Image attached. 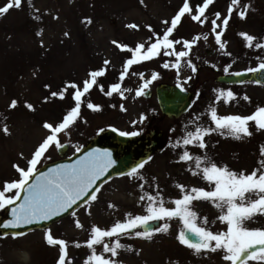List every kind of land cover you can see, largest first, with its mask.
Here are the masks:
<instances>
[{
	"label": "rangeland",
	"instance_id": "rangeland-1",
	"mask_svg": "<svg viewBox=\"0 0 264 264\" xmlns=\"http://www.w3.org/2000/svg\"><path fill=\"white\" fill-rule=\"evenodd\" d=\"M8 2L0 0V7ZM184 2L22 0L20 8L14 7L7 14L0 15V189L5 182L19 179L14 165L27 169V162L50 134L43 127L44 123L56 126L74 107L73 89H68L63 100L53 97L51 93H59L70 83L82 89L83 81L89 79L92 71L105 70L106 74L97 78V85L82 98L80 117L75 124L59 135L60 142H68L67 153L94 136H98L100 141L106 140L104 129L107 127L120 132L139 133L130 136L137 147L134 159L139 152L148 151L143 160H148V163L135 177L126 174L135 167L131 166L100 182L95 201H83L69 213L42 227H32L22 232L0 231V264H57L59 246H50L46 242L49 230L54 238L68 242L67 256L72 264H85L91 254V250L85 246L91 228L96 226L107 230L115 222L124 221L126 214L145 215L147 201L140 200L144 193L159 194L166 202V207H174L167 202L182 198L177 185H183L185 189L196 187L213 190L214 185L205 181L202 174H192L198 171L194 160L180 161V155L185 150L193 157L227 167L237 174H250L260 167L258 161L264 159L260 155V147L264 145V130H258L254 123L249 125L252 135L242 136L241 139L212 132L204 138V149L195 145H173L197 127H214L210 119V107H215L220 116H248L259 107H264V83L248 80L223 83L215 80L218 73L249 70L264 63V49L246 47V42L238 35L246 33L256 37L253 44L264 42V0H240L237 11L247 5L246 17L241 19L236 11L232 13L221 38L225 43L223 50L215 42L211 20L215 19V13H220L221 20L217 21L220 24L228 15L231 0H214L205 12L203 24L194 22L186 13L170 37L173 41L194 42L189 56L179 62V68L171 67L176 63L175 57L164 56L162 50L157 58L131 66L124 81L119 80L124 63L131 58V53L121 51L117 44L133 49L144 44L146 49L155 42L157 36L162 37ZM188 2L192 8L191 14L195 15L196 7L202 6L203 0ZM163 21L169 23L164 24ZM129 25L137 27L131 28ZM205 35L208 37L206 40L203 39ZM196 36L201 39L194 41ZM206 48H209L208 52ZM175 51L188 50L182 44H176ZM105 61L109 63L105 65ZM188 61L196 68L195 72L189 67ZM166 62L169 68L162 66ZM140 74H143V79ZM153 74L157 75L154 81ZM148 81H151L147 87L151 92L137 96L136 91ZM160 81L178 83L193 91V99L181 115L167 117L161 113L154 93V86ZM115 83H121V89L128 90L124 91L125 98L117 93L111 97L105 95ZM46 85L49 87L46 88ZM100 85L104 92L100 91ZM221 91H231L236 98L227 104L222 99L218 101ZM245 96L248 100L243 99ZM13 100L17 102L15 108L10 107ZM89 102L98 105L101 110L88 109L86 105ZM28 104L34 110L26 107ZM4 127H7V133L3 131ZM150 130L154 132L149 134ZM58 156L53 146L38 165ZM4 209H0V216ZM192 210L200 218L197 221L199 225L213 233L227 231L226 223L219 220V216L225 214L226 206L221 209L211 201L201 200L193 202ZM71 212L76 215H71ZM203 218L207 219L206 225L202 224ZM77 220L83 228L76 227ZM164 223L169 225L167 232L154 231L150 239L138 237L134 233L119 237L123 247L114 258L110 253H103L102 245L95 246V250L97 254L114 260L115 264H230L223 259L225 253L222 250L195 253L181 245L177 236L183 224L179 219L159 221L152 229ZM244 227L264 229V215L246 221ZM18 233L22 234L16 235ZM115 239L106 238L105 242L111 245ZM75 244L81 246L75 247ZM22 250L28 252L27 260L21 259ZM248 264L264 262L248 261Z\"/></svg>",
	"mask_w": 264,
	"mask_h": 264
},
{
	"label": "snow or ice",
	"instance_id": "snow-or-ice-1",
	"mask_svg": "<svg viewBox=\"0 0 264 264\" xmlns=\"http://www.w3.org/2000/svg\"><path fill=\"white\" fill-rule=\"evenodd\" d=\"M214 0H203L202 6L196 7L197 14L192 15V8H190L188 0H185L178 13L172 18L170 26L164 31L162 37L157 36L155 42L150 43L145 49L144 44H139L133 48L121 46L117 47L121 51L131 53V58L124 63L123 71L119 76L121 82L124 81L131 66L140 64L144 61L152 60L160 56L163 50L164 56H174L176 63L171 67L179 68V62L182 58L188 57L194 42L185 40L170 39L174 30L177 28L182 17L189 14L194 22L203 24L206 20L205 12ZM22 0H9V2L0 7V15L7 14L10 9L20 8ZM240 0H231L228 7V15L221 20L220 13H215V19L211 20L212 33L215 37V42L221 50L225 49V43L222 42L224 30H226L232 13L237 12V15L244 19L247 14V5L243 6V10L237 11ZM205 18V19H202ZM162 23L168 24V21ZM128 27L136 28V25H129ZM220 29V31H217ZM151 31V27L149 26ZM155 35V34H154ZM242 36L246 42V47H255L257 49H264V42H257L253 44L256 37L246 33L238 34ZM207 35L203 39H207ZM200 36H196L194 41L200 40ZM114 44L116 42H113ZM182 44L188 51H175V45ZM109 62L105 61V65ZM189 67L195 72L196 68L188 61ZM164 68H169V63L162 65ZM264 70V63H260L256 69L250 71ZM227 71V69H225ZM105 70H96L89 73V79L83 81L82 89L75 83L66 84L59 93L53 92V97H58L63 100L68 89H73L72 99L74 107L67 112L62 121L56 126L50 123H44L43 127L49 131V135L42 141L32 155V158L27 162V169L20 168L14 165L16 172L19 174V179L12 182H5L3 188L0 189V209L8 206L11 208L12 219L6 224L0 225L4 228H19L24 225L33 223H40L52 220L54 217L69 213V210L79 204L80 201H95L97 199V192L99 186L97 181L102 180L108 170L113 166L112 153L108 151L96 150L89 152L82 159L78 160L72 165H65L59 168H53L47 173L37 175V165L44 157V154L53 146L61 148L64 145L59 140L61 133H66L70 127L75 124L80 117L82 98L90 92V90L97 85V78L105 76ZM141 79H143V74ZM241 75V73H235ZM157 75H152V80H156ZM151 81L145 82L143 86L136 91L137 96L144 94V89L148 87ZM46 88L49 86H45ZM100 91L104 92L102 85L99 86ZM124 91L121 89V83H115L110 86V89L105 95L111 97L117 93L124 97ZM236 97L231 91H221L218 93V101L223 100L224 103H229ZM243 99L248 100L245 96ZM17 102L13 100L10 104L11 108H15ZM87 108L92 111H100L98 105L87 103ZM30 110H34L32 105H26ZM125 110V109H121ZM210 119L213 128L197 127L195 131H188L182 138V141H177L173 147H186L195 145L200 149H204L206 144L204 138L212 132H219L221 135L227 134L235 139H241L242 136H251L249 130L250 123H254L258 130H264V107H259L253 114L248 116L240 115H224L217 114L215 107L209 109ZM143 120V117L141 118ZM7 133V127L3 128ZM116 131V129H113ZM122 137L137 136L138 132H119ZM260 155L264 157V145L260 147ZM150 159V158H149ZM181 162L195 161V168L193 175H201L202 178L210 185H214L213 190L207 191L202 188L192 187L185 189L183 185H177L182 193V198L168 201L174 207H166L164 199L159 195H152L144 193L140 196L141 201H147L145 208V215L132 216L126 214L124 221L115 222L109 229L102 230L99 227L93 226L90 230V238L86 242V247L91 250L85 264H115L114 260L105 258L102 254H97L95 246L102 245L103 253H110L111 257H116L118 250L123 247L119 241V237L134 233L138 237L150 239L154 231L167 232L169 225L164 223L161 227L152 229L150 225L153 222L166 221L172 219H179L183 224V229L179 232L177 239L181 245L194 250L195 253L201 251L216 252L222 250L225 255L223 259L229 261L230 264H248V261L264 262V229H248L244 227L246 221L252 220L257 215H264V159L258 161L260 167L254 169L250 174L235 173L230 171L227 167H219L215 163L207 162L201 157H193L188 151H183L180 155ZM148 160H145L133 167L130 172L126 173L129 177H135L140 169H143ZM202 165H205L202 167ZM35 177L34 183H29ZM142 180L143 177H140ZM143 189V184L140 185ZM14 193V195H8ZM21 193H24L21 203ZM87 198V199H85ZM211 201L217 207L223 209L226 206V212L219 216L221 222L226 223L227 231L213 233L207 227L201 226L197 223L200 219L197 213L192 210L194 201ZM109 207H114L109 205ZM75 216V212H71ZM202 224H207V219L203 218ZM77 228H83V225L76 221ZM136 229H143V231H135ZM18 233L16 235H20ZM117 238L110 245L105 242V239ZM46 242L50 246H59L60 255L57 264H72V261L67 256L68 242L62 239L54 238L50 230L46 234ZM214 242V243H213ZM75 247H80V244H75Z\"/></svg>",
	"mask_w": 264,
	"mask_h": 264
},
{
	"label": "water",
	"instance_id": "water-1",
	"mask_svg": "<svg viewBox=\"0 0 264 264\" xmlns=\"http://www.w3.org/2000/svg\"><path fill=\"white\" fill-rule=\"evenodd\" d=\"M208 49L209 48L205 49L206 52H208ZM258 67L259 66L253 67L251 69H256ZM235 73H241V75H235ZM215 80L223 83H239L246 80L264 83V70L254 72V71H250V69L249 70L239 69L231 72H221L215 76ZM150 92L151 89L146 88L144 89L143 95H148ZM154 93L161 113L165 114L167 117H177L181 115L183 112L187 110L193 99L192 90H189L178 83H173L169 81L157 82L156 85L154 86ZM113 129L114 128L112 127H107L104 129V134L106 136L105 141H100L98 136H94L91 139H89L83 146H81L80 148H78L77 150H75L70 154L67 153L68 143L66 141L61 142L64 146L59 149L56 148V151L59 156L55 159H51L40 164L37 167V175L47 173L53 168H59L65 165H72L76 163L78 160L82 159L84 156H86L89 152H93L96 150L111 152L112 159L114 161L113 166L108 170L106 176L102 180L97 181V185L107 177L116 173L124 172L129 167L136 166L139 163H141L147 157L148 151L139 152V155L134 160H132L134 150L131 147L133 144L131 137L130 136L122 137L119 135V131L117 130L113 131ZM153 132L154 131H150L149 134H152ZM123 146H129V148L126 149L123 148ZM34 182H35V177H33L32 180L29 181V183H34ZM23 195L24 193H21V200L17 201V203L22 202ZM81 202L83 201H80L79 204ZM76 206H73V208ZM12 207H14V205L8 206L4 209L2 216H0V225L6 224L8 221L12 219L11 216ZM65 214L67 213H64L63 215ZM63 215L54 217L52 220L49 221L24 225L19 228L0 227V231L22 232L32 227H42L54 221L55 219L62 217ZM157 224L158 222H153L150 225V227L152 228Z\"/></svg>",
	"mask_w": 264,
	"mask_h": 264
},
{
	"label": "bare ground",
	"instance_id": "bare-ground-1",
	"mask_svg": "<svg viewBox=\"0 0 264 264\" xmlns=\"http://www.w3.org/2000/svg\"><path fill=\"white\" fill-rule=\"evenodd\" d=\"M123 147H125V146H123ZM127 149V148H126ZM123 150V149H122ZM122 173V172H121ZM20 257H21V259H23V260H27L28 259V252L27 251H25V250H22L21 252H20Z\"/></svg>",
	"mask_w": 264,
	"mask_h": 264
},
{
	"label": "flooded vegetation",
	"instance_id": "flooded-vegetation-1",
	"mask_svg": "<svg viewBox=\"0 0 264 264\" xmlns=\"http://www.w3.org/2000/svg\"><path fill=\"white\" fill-rule=\"evenodd\" d=\"M132 146H133V149H134V152H135V150H136V148H135V145H134V143L132 144ZM123 148H129V146H125V147H123ZM134 155V154H133ZM132 159H134L133 157H132Z\"/></svg>",
	"mask_w": 264,
	"mask_h": 264
}]
</instances>
